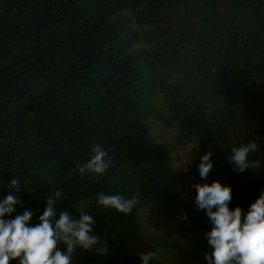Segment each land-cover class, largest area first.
I'll list each match as a JSON object with an SVG mask.
<instances>
[{"label":"trees","instance_id":"1","mask_svg":"<svg viewBox=\"0 0 264 264\" xmlns=\"http://www.w3.org/2000/svg\"><path fill=\"white\" fill-rule=\"evenodd\" d=\"M151 124L177 129L194 155L211 150L207 180L199 161L187 177L230 185V208L247 210L264 171L239 175L227 155L249 141L264 148V0H0V197L14 193L38 215L60 187L58 211L90 212L111 251L76 264H139L140 250L158 252L153 264H206L211 224L194 196L171 190V147ZM95 143L111 156L100 180L78 171ZM102 191L138 203L98 207ZM154 215L180 237L144 238Z\"/></svg>","mask_w":264,"mask_h":264},{"label":"clouds","instance_id":"2","mask_svg":"<svg viewBox=\"0 0 264 264\" xmlns=\"http://www.w3.org/2000/svg\"><path fill=\"white\" fill-rule=\"evenodd\" d=\"M264 153L259 141L233 146L228 162L234 172L243 175L252 171H264V161L254 159ZM211 150L199 158V176L207 180L212 168ZM111 167L109 152L99 143L91 148L90 158L78 171L100 180ZM10 186L19 191V181L12 179ZM196 195L194 203L203 210L211 224L205 233L210 252L204 253L206 264H264V188L247 210L239 205L230 208L232 188L219 180L211 183H196L192 186ZM31 191V189H30ZM63 192L57 187L44 198V207L38 215L33 208L24 207L20 197L9 193L0 197V264L16 261L18 264H76V257L90 253L106 258L111 249L107 241L97 233L96 219L80 210L73 215L66 210L58 211ZM138 203L132 192H99L98 207L115 209L118 212L132 210ZM22 211H17V207ZM36 221L33 222V217ZM186 220L187 215L183 214ZM139 264H153L159 259L156 251H137Z\"/></svg>","mask_w":264,"mask_h":264},{"label":"rangeland","instance_id":"3","mask_svg":"<svg viewBox=\"0 0 264 264\" xmlns=\"http://www.w3.org/2000/svg\"><path fill=\"white\" fill-rule=\"evenodd\" d=\"M151 128L155 135L161 136L162 140L171 147L173 162L177 169L176 175L172 177V181L169 183L171 190L179 192L182 195H192L195 197L196 191L192 186L199 182L195 179L188 178L186 173L192 164L198 162L200 156L205 152L200 155H194L192 152L193 145L179 146L173 138L177 129L163 130L156 124H151ZM191 198L188 197V199ZM143 223L144 238H150L156 234L172 235L174 239L180 237V233L177 232L175 226L169 220L164 219L163 216H149L147 219L144 218Z\"/></svg>","mask_w":264,"mask_h":264}]
</instances>
